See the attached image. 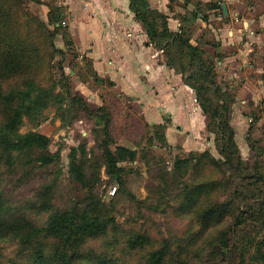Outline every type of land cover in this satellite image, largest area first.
Wrapping results in <instances>:
<instances>
[{"label": "trees", "instance_id": "obj_1", "mask_svg": "<svg viewBox=\"0 0 264 264\" xmlns=\"http://www.w3.org/2000/svg\"><path fill=\"white\" fill-rule=\"evenodd\" d=\"M129 2L149 43L162 51L165 64L174 68L194 92L205 117L206 132L215 136V149L220 158L207 149L191 152L184 158L176 157L170 169L163 158L155 162L151 148L157 142L162 148H169L163 125H146V135L139 137L138 143L146 139L147 144L139 151L134 149L135 141L126 146L118 144L117 125H122V132H129L133 127L135 117L131 109L122 115L124 106L113 103L112 95L107 93L101 99L102 105L94 106L73 93L64 72L60 81L54 79L51 68L60 52L53 38L62 35L66 47L75 49L64 7L58 0H0V112L3 117L0 168L2 163L10 168L17 164L30 168L35 163L43 169L60 161V151L54 155L48 151L50 138L35 132L20 133L24 118L38 124L50 107H55L60 119L65 121L64 126L82 119L93 121L92 133L101 152L87 151L83 144L71 150L69 187L84 197L70 199L65 207L55 209L46 200L42 208L51 209V214L43 225L36 224L26 214L6 215L0 190V240L16 245L15 258L9 264H131L128 259L138 251H143L140 264H207L214 257L220 264H247L249 260L250 264H264V240L250 245L234 242L236 228L249 219L255 218L264 232V193L263 198L256 199L257 211H252L251 206L244 213L236 204L241 195L239 191L229 193L231 180L214 178L217 172L224 173L227 168L243 182L251 173L236 145L231 123L236 92L221 84L217 72L216 63L223 58L213 50L217 39L207 28L201 34L202 42L192 43L199 29L198 15H202L204 22L210 19L207 4L200 0H184V4L171 0L170 7L174 10L179 7L185 13L176 16L181 26L172 31L169 16L152 7L150 0ZM32 3L48 8L46 21L30 12L28 7ZM218 8L224 17L222 7ZM212 25L219 28L216 22ZM83 59L88 71L80 75L81 80L93 81L98 86L100 79L92 60ZM45 81L55 82L49 85ZM59 84H63V92L57 93ZM138 159L153 172L147 192L155 209L187 220L180 236L170 235L154 242L147 233L125 230L97 195L102 169L112 181L123 186V176L127 173L124 164ZM151 161L154 164L150 165ZM256 177L251 176L256 185L264 184L262 174ZM0 264L3 263L0 261Z\"/></svg>", "mask_w": 264, "mask_h": 264}, {"label": "rangeland", "instance_id": "obj_2", "mask_svg": "<svg viewBox=\"0 0 264 264\" xmlns=\"http://www.w3.org/2000/svg\"><path fill=\"white\" fill-rule=\"evenodd\" d=\"M250 1L248 6L252 10H248L246 15L255 17L256 14L263 11L264 0ZM241 6V11H244L245 6L242 3ZM28 9L35 17L46 21L42 5L32 3ZM203 23L204 21L198 22L200 26ZM198 24L196 25L199 26ZM197 33L200 32L197 31ZM260 39L258 40L260 43L254 45L255 47L252 46L247 49L246 55L243 54L240 59L228 64L231 81H224L222 78L220 81L223 86L236 92V103L233 106L231 122L235 130V142L251 176L254 175L255 177L258 174H262L264 177V46L261 48L264 37ZM49 40H52V38L49 37ZM53 42L60 52L53 62L54 66L51 68L56 82L62 79L61 74L64 72L65 76L69 78L73 93L83 96L90 104L94 106L101 105L100 100L105 98L107 93L112 95L113 103L123 106V102L118 100L114 91L111 90L112 87L109 81L104 79L103 83H99L97 86L93 81L81 80L80 75L88 71L85 68L86 62L83 59V57H86L85 54L80 53L76 46L72 52L66 47L62 35L54 37ZM231 48L236 49L237 47ZM206 49L211 53L212 49L209 47ZM219 75H221V72H219ZM43 77L45 78V75ZM39 81L41 80L39 79ZM55 81H45V83L51 85ZM62 88L63 84H59L56 87V92H63ZM126 109H131L128 102L124 106V110ZM124 113L123 111L122 115ZM1 120L3 121V117L0 112V122ZM64 123L65 121L63 122L60 119L55 107L45 110L43 120L38 124L24 118L20 133L35 132L47 136L51 140L48 151L52 155L60 151L61 158L60 161L49 164L47 168L43 169L40 164L35 163H32L30 168H23L19 164L10 168L7 164L2 163L0 168V190L3 193L2 199L6 215L26 214L36 224L43 225L51 214V209L42 208V204L46 200H49L52 209H55L58 206L65 207L66 202L79 196L76 189L69 187L71 177L68 166L71 150L83 144L86 146L87 151L95 150L97 154L101 152L92 133L93 121L82 119L73 122L69 126H64ZM120 125H117L115 134V139L120 145L126 146L128 142H130L128 144H131L142 133L139 119L133 123V127L129 132H122V125ZM207 134L208 139L214 141L215 136ZM146 144V139H144L141 143L135 145V149L139 151L141 146L145 147ZM112 149L114 150L115 146H112ZM195 149L197 150V148ZM207 149L211 150L216 158H220L214 142ZM151 150L153 157L156 158L155 162L163 158L168 169L173 166L176 157L184 158L191 152H197L196 150L183 152L179 145L177 147L162 148L158 142ZM152 164H154L153 161L150 165ZM124 165L127 173L123 176L125 181L123 186L112 181L102 169L101 182L96 188V193L102 199L106 210L115 215L116 220L124 226L125 230L147 233L154 242L170 235L180 236L187 220L177 218L171 213H161V209L156 210L153 202L148 200L147 185L149 184L150 174H153V172H150L149 166L139 159L137 162ZM152 168H155V166ZM219 172L214 176L215 180H224L225 182L231 180V185L228 188L229 193L233 194L237 190L241 194L236 199L240 211L246 213L251 206L252 211H257L255 203L258 197L263 198V182L258 186L251 176L243 182L242 178L234 176L228 168L224 173ZM114 188L117 190L112 195L110 193ZM71 191L72 194H70ZM83 197L84 194L79 196L81 199ZM261 228L262 226L255 218L247 220L245 224L236 228L235 244L250 245L253 241L264 240V232L261 231ZM15 251V244L8 242V240H0V261L3 264H9V261L15 258ZM142 256L143 251H138L128 260L131 264H140ZM249 261H247V264H250ZM207 264H220V262L217 257H214L208 260Z\"/></svg>", "mask_w": 264, "mask_h": 264}, {"label": "crops", "instance_id": "obj_3", "mask_svg": "<svg viewBox=\"0 0 264 264\" xmlns=\"http://www.w3.org/2000/svg\"><path fill=\"white\" fill-rule=\"evenodd\" d=\"M176 1L184 4V0ZM200 1L207 4L206 12L210 19L200 26L198 22L203 20L202 15H198L200 33L195 35L192 43L196 40L202 42L201 34L209 28L217 39L214 53L223 56L216 63L218 74L221 72L220 81L221 78L231 81L228 64L246 55L247 49L255 47L264 37V13L261 11L255 17L246 15L248 10H252L248 6L250 0ZM58 3L66 11V25L76 48L92 60L100 83L104 79L109 81L111 90L123 106L127 102L130 104L134 122L139 119L141 124L139 137L144 133L145 137L146 125H163L169 147L179 145L183 152L195 151L194 148L203 152L212 145L214 141L208 139L205 117L194 92L184 84L182 76L174 68L165 64L162 51L149 43L130 10L129 0H58ZM150 3L169 16L170 29L177 31L181 23L176 16L179 13L184 16V11L170 7L171 0H150ZM241 3L245 6L244 11H241ZM219 5L222 9L223 5L227 8L225 18L219 11ZM42 7L47 20L49 10L44 5ZM212 22H216L219 28L215 29ZM261 44L263 48L264 41ZM100 102L102 105V100ZM135 142H140V138L137 137Z\"/></svg>", "mask_w": 264, "mask_h": 264}, {"label": "water", "instance_id": "obj_4", "mask_svg": "<svg viewBox=\"0 0 264 264\" xmlns=\"http://www.w3.org/2000/svg\"><path fill=\"white\" fill-rule=\"evenodd\" d=\"M223 11H224V13L227 15L228 13H227V8H226V6L225 5H223Z\"/></svg>", "mask_w": 264, "mask_h": 264}, {"label": "built area", "instance_id": "obj_5", "mask_svg": "<svg viewBox=\"0 0 264 264\" xmlns=\"http://www.w3.org/2000/svg\"><path fill=\"white\" fill-rule=\"evenodd\" d=\"M116 190H117V189L114 188L110 194L114 195V194L116 193Z\"/></svg>", "mask_w": 264, "mask_h": 264}]
</instances>
